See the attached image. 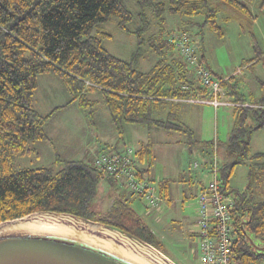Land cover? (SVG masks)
<instances>
[{
	"label": "trees",
	"instance_id": "1",
	"mask_svg": "<svg viewBox=\"0 0 264 264\" xmlns=\"http://www.w3.org/2000/svg\"><path fill=\"white\" fill-rule=\"evenodd\" d=\"M217 1L250 15L247 2L252 0ZM166 16L185 20L184 25L195 26L200 36L206 26L217 37L223 36L217 9L209 0H0V222L37 211L66 212L91 220L98 211L91 203L105 176L92 164L59 158L57 163H63L59 170L13 167L16 156L30 153V143L48 140L45 128L54 111L41 115L33 106L39 75L55 76L70 96L56 110L77 103L90 111L101 101L118 133L126 124H137L182 133L189 149L199 144L192 130L180 122L174 102L203 98L205 89L192 79L179 55L172 57L176 50L166 38ZM197 16L202 17L200 24L192 20ZM111 20L117 30L135 40L128 60L113 56L103 45L110 35L100 27ZM154 24L157 31L152 33ZM143 49L156 58L146 71L139 66ZM199 52L198 46L204 63ZM259 57L260 53L248 64ZM260 87L263 95L252 106H243L245 102L238 98L230 101L235 105L234 125L223 145L228 160L219 171L225 190L235 194L231 210L237 233L232 253L235 264H264V254L248 240H263L264 200L247 197L253 185L264 180V153H250L251 133L264 129V81ZM90 95L100 98L91 100ZM249 114L254 123L248 126ZM136 159L145 163V170H138L142 176L153 164L151 143L139 147ZM237 165L248 167L243 192L229 187ZM165 184H159V192ZM95 221L115 226L161 251L152 231L122 196L114 197Z\"/></svg>",
	"mask_w": 264,
	"mask_h": 264
},
{
	"label": "rangeland",
	"instance_id": "2",
	"mask_svg": "<svg viewBox=\"0 0 264 264\" xmlns=\"http://www.w3.org/2000/svg\"><path fill=\"white\" fill-rule=\"evenodd\" d=\"M209 1L212 6H215L217 9V23L223 30L222 37H217L207 26L202 29V34L200 36L197 34L198 29L195 26L190 27L184 25L185 20L171 16H166V35L178 29L186 30L197 47L199 46L200 52L204 56L205 65L212 70L216 78L227 80L231 77L223 86L225 93H227L225 101H233L238 98L242 100V102H245V104H242L243 106H252L259 102L263 95L260 82L264 81V60L261 59L264 55V0H252L247 2L250 15L225 6L217 0ZM192 20L194 23L200 24L202 22V17L197 16ZM100 28L101 31L110 35V38L106 39L103 43L105 49L119 59L128 60L136 48L134 38L117 30L115 27V20H111L108 24ZM156 31L157 26L154 24L152 33ZM143 51V57L140 59L139 66L141 71H146L153 65L156 58L145 51V49H143ZM259 53L260 57L257 58L258 61L253 64H248V62L259 55ZM261 53L263 55H261ZM177 55L178 53L176 51L172 53V57ZM237 69L240 70L239 74H236ZM40 76L42 75H39L37 80ZM64 92H66L65 95L66 97L68 96L69 101V94L66 90ZM35 93L34 105L39 114L47 115L54 111L45 128L48 140L30 143L28 145L30 149L29 154L27 153L24 156H16L14 158V169L46 167L59 170L62 168L63 163L60 162L58 164L57 159L60 158L62 161H74V153L81 150L84 152L86 150V144L90 140L94 142L93 146L95 152L93 155L90 152H86L84 154L85 158L80 160L92 164L101 151L108 150L116 144L121 145L125 139H128L127 132L125 130L123 132V127L121 132L118 133L113 126L109 113L101 101L94 107H91L90 111L82 109L86 112L90 120V126L87 128V124L84 126L76 122L79 118V114L75 111L73 113L70 108L66 109L67 106L62 108L63 110H56V108H54L50 111L49 106L57 103V99L51 103H48L46 98L44 99L45 87L42 81L38 82L37 91ZM37 96L38 103H36ZM66 97L64 96L59 103L63 104L61 102H63ZM89 98L91 100H98L100 97L98 95H90ZM203 104L206 105L201 104L202 107L198 105H183L182 116L187 125L196 126L195 137H198L199 139H197L199 141L196 140L195 137L194 139L199 142L198 145L200 147H202V144L207 147V153L202 156H196L195 153L186 151L187 147L185 145L175 142L171 144V146H168V153L166 152L164 154L165 160H163L164 163L168 164L171 168L170 174L174 178L166 181L167 184H169L171 197L173 199H178L181 198L182 194H185V199L191 202L192 206H196L194 194L196 192L198 180L202 181V179H204V182L207 183L210 179L208 174L205 173L206 169L201 171V162L203 161V165L204 162L212 164L215 157L220 171L222 165L228 160L223 145L231 136V130L234 125V104L228 103L225 106H219L217 108H214L209 103ZM180 122L182 123V121ZM253 123L254 120L251 116L248 117L246 124L249 126ZM139 128L140 127H138V129ZM170 134L174 135L173 137L175 138L180 136L172 132ZM49 135L51 138H55V141L52 140ZM133 140L134 138L132 137L131 142H133ZM130 145L132 148L136 146L134 143ZM250 153H264V129L254 130L251 133ZM189 161H198L199 168L196 169L197 171L189 170ZM184 172H191L193 178L196 176L194 172H199L197 175V183L193 185L186 180H182L181 178L185 174ZM247 173V165H237L229 180V187L234 191L243 192L248 183ZM177 175L180 176L179 180L176 179ZM121 191L118 182L106 177L101 179L96 186L95 196L91 203L92 206L98 207V211L95 216L91 217V220L95 221L99 219V217L103 215V212L108 210L114 195L123 196ZM247 197L264 200V180H260L258 183L256 182L252 190L247 194ZM181 199H183V197ZM262 239V242H264V236ZM160 250L162 251L160 252L174 264H184L183 261H179L178 255L174 252H170L168 249L162 247H160ZM186 259L190 261V264H199L196 256L188 255Z\"/></svg>",
	"mask_w": 264,
	"mask_h": 264
},
{
	"label": "water",
	"instance_id": "3",
	"mask_svg": "<svg viewBox=\"0 0 264 264\" xmlns=\"http://www.w3.org/2000/svg\"><path fill=\"white\" fill-rule=\"evenodd\" d=\"M248 240L264 254V242ZM0 264L174 263L115 226L66 212L37 211L0 222Z\"/></svg>",
	"mask_w": 264,
	"mask_h": 264
},
{
	"label": "built area",
	"instance_id": "4",
	"mask_svg": "<svg viewBox=\"0 0 264 264\" xmlns=\"http://www.w3.org/2000/svg\"><path fill=\"white\" fill-rule=\"evenodd\" d=\"M166 38L186 67L191 70L199 85L205 89L208 100L197 97V102L209 103L214 108L227 105L229 102L225 101V91L222 87L224 79L216 78L200 61L197 46L190 35L178 29L167 34ZM236 73L239 74L240 70L237 69ZM92 165L106 178L118 182L122 190L143 200L148 209L160 207L162 198L158 185L138 174L134 148L126 146L117 151L100 152ZM188 168L196 170L197 161L190 162ZM207 173L210 179L195 197L197 222L194 234L200 250L199 261L200 264H235L232 253L237 233L231 217L235 194L225 190L215 157Z\"/></svg>",
	"mask_w": 264,
	"mask_h": 264
},
{
	"label": "crops",
	"instance_id": "5",
	"mask_svg": "<svg viewBox=\"0 0 264 264\" xmlns=\"http://www.w3.org/2000/svg\"><path fill=\"white\" fill-rule=\"evenodd\" d=\"M190 75L192 79L196 81L192 72L190 73ZM39 81H42L44 83V87H45L44 99L46 98L48 103L54 102L57 99V103L52 104V106H49L50 111L53 110L54 108L65 105V103L68 101V96L66 97L65 95L66 92H64L65 89L62 87L59 80L55 76L49 75V74L40 76L37 80V87H38ZM36 91H37V88L35 92ZM35 96H36V93H34L33 105L35 102L34 101ZM64 96L66 97V99L63 102H61L63 104H60L59 101H61L64 98ZM203 99L206 101L208 100L207 96L203 97ZM227 102H229L230 104H233L230 101H227ZM36 103H38V96L36 98ZM174 104L179 110L180 121H182V124L184 126L192 130L194 137H195L196 136V128H195L196 126H189L186 124V122H184V118L182 116V108H183L182 106L183 105H187V106L188 105H191V106L198 105L202 107V105H206V104L197 102L196 98H193L190 100L179 101V102L175 101ZM41 106H44V105H41ZM34 108L37 110L35 105H34ZM67 108H70L73 113L75 111L76 113L79 114V118L78 120H76V122L84 126L87 124V128H89L88 126H90V120L88 118V115H86V112H84L77 103L71 104L67 106L66 109ZM131 125H137V124H126L123 126V132L124 130L127 132L128 139L127 140L125 139V141L121 145L116 144L113 147L105 151H117V150L123 149L126 146L132 147L130 144H133V143L134 145H136L134 146L135 147L134 149L135 151H137L141 145H144L146 143H151L153 164L149 170L143 172L142 176L155 182L158 186L162 181H167L173 178L170 174L171 168L168 166V164H165L163 161L165 160L164 154L167 152L168 146H171V144L178 142V143H182L183 145L187 147L186 151H189L191 153L193 152L195 153L196 156H202L203 154L206 153L205 148L203 146L200 147L199 145H197L194 148L189 149L190 147L187 145L186 137L182 133L172 132L173 134L176 133L180 135L179 137L175 138L173 137L174 135L170 134L171 132H168L165 130L147 128L141 125H138V126H131ZM138 127L140 128L138 129ZM123 137H124V134H123ZM132 137L134 138L133 142H131ZM197 138L198 137H195L196 140L199 139ZM51 139L55 141V138H51ZM93 145H94L93 140H90L86 144V148H85L86 150L84 152L83 150L78 151V152L76 151L74 153V161H81L80 159L82 158L84 159L85 158L84 154L86 152H90L93 155L95 152ZM101 152H104V150ZM201 163H202L201 171L206 169L205 173H207L206 171L208 167L210 166V163L207 164L206 162H204V165H203V161ZM145 167H146L145 163H141L137 160L138 170L143 171L145 170ZM198 168H199V163H198ZM199 172H196V173L194 172V174L196 175L195 178L192 177L191 172H188V173L184 172L185 174L183 175L181 179L186 180L188 181V183L194 185L197 183V180H198L197 175L199 174ZM179 175L176 176L177 180L180 179ZM205 184L206 183L204 182V179H202V181L198 180V184H197L194 197H196L199 190ZM169 190H170L169 184H165L163 190L159 192V195L162 198V200L160 203V207L158 209H148L145 206L143 200H141L138 197H134L130 195L125 190L121 191L123 196L122 195H119V196H122L125 200H127L130 206L135 210V212L143 219V222L149 227V229L152 231L154 236L157 238L160 244V247L166 248L168 249V251L174 252L175 254H177L179 257V261H183L184 264H190V261L186 259L188 255L196 256L198 259V263L200 264V261H199L200 250H199V245H198V242L194 234L196 230V222H197L196 206L194 205L192 206L191 202L185 199L186 198L185 194H182L181 196V198L183 197L184 200L181 198L173 199L171 197V193ZM114 197H116V195H114L113 198Z\"/></svg>",
	"mask_w": 264,
	"mask_h": 264
},
{
	"label": "flooded vegetation",
	"instance_id": "6",
	"mask_svg": "<svg viewBox=\"0 0 264 264\" xmlns=\"http://www.w3.org/2000/svg\"><path fill=\"white\" fill-rule=\"evenodd\" d=\"M258 249H259V250H258L259 252H261V253L263 252L260 248H258Z\"/></svg>",
	"mask_w": 264,
	"mask_h": 264
}]
</instances>
